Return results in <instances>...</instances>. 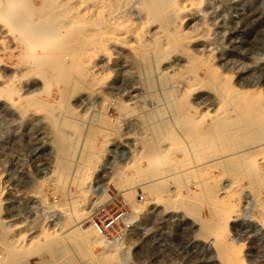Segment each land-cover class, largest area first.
<instances>
[{"label":"rangeland","instance_id":"rangeland-1","mask_svg":"<svg viewBox=\"0 0 264 264\" xmlns=\"http://www.w3.org/2000/svg\"><path fill=\"white\" fill-rule=\"evenodd\" d=\"M261 145L264 0H0V263L264 264Z\"/></svg>","mask_w":264,"mask_h":264},{"label":"built area","instance_id":"built-area-1","mask_svg":"<svg viewBox=\"0 0 264 264\" xmlns=\"http://www.w3.org/2000/svg\"><path fill=\"white\" fill-rule=\"evenodd\" d=\"M97 188H99V186L97 187ZM98 189L96 190L95 189V193H98ZM116 195L115 196H112L111 195V199L107 202V206L105 207V209H107V207L109 206V205H112V204H114L115 203V201H116ZM141 200L143 201L144 200V197H142L141 196ZM98 209V211L97 212H95V210H97ZM102 210H103V208H102ZM101 210H100V207H96L95 209H94V211H93V213H94V217L96 216V215H98L99 214V212H100ZM96 221V220H95ZM96 226H97V228H99V230L102 232V233H105V235L109 238L110 236H112L113 235V233H112V229H114V231L116 232V233H118V230L116 229V227H118L119 229H120V231H121V233L122 232H124V233H126V232H129V231H131V229H132V227H133V223H132V220H131V218H130V215H128V214H126V213H124V212H121V213H119L117 216H111V219H110V221L106 224V225H104V227H102L99 223H97L96 222ZM2 258V255L0 254V259Z\"/></svg>","mask_w":264,"mask_h":264},{"label":"bare ground","instance_id":"bare-ground-1","mask_svg":"<svg viewBox=\"0 0 264 264\" xmlns=\"http://www.w3.org/2000/svg\"><path fill=\"white\" fill-rule=\"evenodd\" d=\"M6 4V3H5ZM38 12V11H37ZM24 19H26V18H24ZM18 20V19H17ZM37 25V24H36ZM39 28V27H38ZM41 29H43V28H41ZM56 29V28H55ZM53 30V29H52ZM29 31V30H28ZM41 31V30H40ZM43 31V30H42ZM41 31V32H42ZM31 32V31H30ZM44 33V32H43ZM48 34V33H47ZM50 36V35H49ZM34 37V36H33ZM35 39V38H34ZM42 40V39H41ZM36 43V42H35ZM34 43V44H35ZM33 53V52H32ZM34 61V60H33ZM34 62H36V61H34ZM50 69V68H49ZM209 70V69H208ZM208 72H210V74H212L211 73V71L209 70ZM105 74V73H104ZM254 121V120H253ZM237 134V133H236ZM183 137V136H182ZM224 137V136H223ZM183 138H185V137H183ZM261 147H262V145H261ZM264 147V146H263ZM262 147V148H263ZM255 149H256V147H255ZM262 149H260V151H261ZM230 156V155H229ZM228 157V156H227ZM223 158V157H222ZM241 159V158H240ZM246 159V158H245ZM248 161V160H247ZM254 162V161H253ZM208 163V162H207ZM206 163V164H207ZM249 163V162H248ZM224 164V163H223ZM202 165V164H201ZM197 166V165H196ZM195 166V167H196ZM194 167V168H195ZM199 167V166H198ZM201 167V166H200ZM252 167V171L254 172V173H257L256 172V170H257V166L256 165H252L251 166ZM202 169V168H201ZM253 172H251V173H253ZM255 175V174H254ZM253 176V175H252ZM257 176H259L260 178H262L263 177V174L261 173V172H258L257 173ZM205 177V176H204ZM262 180V179H261ZM207 184V183H206ZM260 189V188H259ZM212 190V189H211ZM213 191V190H212ZM253 191V190H252ZM204 193V192H203ZM254 193V192H253ZM264 205V204H263ZM226 207L228 208H226L227 210H226V215H229V213H230V211H233V212H237L238 210H235L234 208H235V205H234V203L232 202V201H226ZM258 209V208H257ZM228 210H229V212H228ZM236 216V215H235ZM90 218V217H89ZM93 223V222H92ZM81 227V226H80ZM218 229H220V228H218ZM80 231V230H79ZM81 231H82V229H81ZM94 236V235H93ZM83 240V239H82ZM119 240V239H118ZM78 241H80V240H78ZM120 241V240H119ZM84 242V241H83ZM87 242V241H86ZM118 242V241H117ZM119 243V242H118ZM124 243V242H123ZM120 244V243H119ZM216 245H217V248H222V250L223 249H226V250H223V252L224 251H226V252H228L227 254H232L233 252H235V257L234 258H232L231 260H229V261H226V263L225 264H244L243 263V260H242V257L241 256H238V255H236V246L234 245H232L230 242H229V239L226 237V238H224V239H222V240H216ZM50 246V245H49ZM51 248H52V246H51ZM37 251V250H36ZM225 252V253H226ZM232 257V256H231ZM0 264H8V262H4V263H0Z\"/></svg>","mask_w":264,"mask_h":264}]
</instances>
